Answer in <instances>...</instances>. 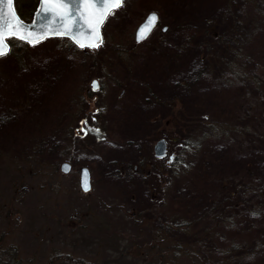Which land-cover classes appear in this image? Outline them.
Instances as JSON below:
<instances>
[{
  "label": "rangeland",
  "instance_id": "obj_1",
  "mask_svg": "<svg viewBox=\"0 0 264 264\" xmlns=\"http://www.w3.org/2000/svg\"><path fill=\"white\" fill-rule=\"evenodd\" d=\"M14 6L28 21L37 0H14ZM150 11L160 24L136 44L134 30ZM233 21L240 23L241 49L254 58L264 48V0H125L102 26L104 42L95 51L58 38L34 46L11 40L10 53L0 58V217L8 214L13 230L2 237L1 248L19 245L18 257L29 264H154L157 249L151 258L149 253L161 227L149 223L181 216L194 225L177 237L190 243V252L176 264L222 260L223 237L235 235L206 219L216 213V207L209 212L216 178L234 174L245 162L261 167V156L192 131L193 149L179 175L159 171L163 162L143 171L140 166L142 159L150 164L160 138L177 154L172 118L199 126L202 117L216 119L245 105L229 94L238 87L217 82L207 64L212 53L219 55L209 43ZM245 97L250 105L249 91ZM88 114H96L95 129ZM63 161L73 165L67 175L59 171ZM80 167L91 172L88 194L78 187ZM156 172L164 182L154 180ZM231 219L239 229L260 223L248 215L250 223ZM253 231L237 238L246 237L248 245L257 237ZM247 252L253 261L248 264H264L261 253Z\"/></svg>",
  "mask_w": 264,
  "mask_h": 264
},
{
  "label": "trees",
  "instance_id": "obj_2",
  "mask_svg": "<svg viewBox=\"0 0 264 264\" xmlns=\"http://www.w3.org/2000/svg\"><path fill=\"white\" fill-rule=\"evenodd\" d=\"M239 26L240 23L238 21L230 22L222 33L216 35L218 38H216V41L210 42L208 47H214L215 49L211 50L219 55L212 53V59L209 61L207 59L206 62L208 61L207 64L212 65V68L216 71L217 82L226 84L229 89L238 87V89L231 90L229 94L233 102L238 101L241 104L245 103V105L238 106L237 109L239 110L235 113L228 112V114L216 116V119L208 116L207 119L202 117L199 126L192 120L187 123L185 121L180 122L177 118H172V123L174 122L176 128L174 130L175 138L172 142L176 140L180 144V149L177 154L175 153L176 155H174L170 164L163 165L158 169L163 173L165 172L166 175L172 176H177L184 170L181 163L187 159V154L192 152L193 149V147H188L191 144L189 136L192 135V131H199V134L202 132L203 136L206 137L212 135L216 136V139L224 138L234 145L237 144L238 148L251 154L253 158L255 153L261 156V161L263 162L261 167H257L254 162H245L246 164L236 170L234 174L216 178V203L211 202L209 211L212 213L216 207V213L207 214L206 219L213 221V226L216 220V224L221 227H227L230 229V234L235 236L234 238L223 237L222 243L225 245L227 254L223 255V259H220L215 264L253 263L250 254L247 252L248 250L252 253H261L264 256V137L261 136V131L264 129V77L259 74L260 68L263 67L262 69L264 70V48H259L255 52L254 58L250 59L251 52L247 49L242 50L240 47L242 36L239 33ZM62 40L67 41L66 39ZM240 60L244 61L239 62ZM248 91L251 97L250 105L245 97ZM176 113L182 112L178 111ZM94 120H96V116L92 119L93 122H95ZM96 123H93V129H95V126L97 127ZM195 124L196 127L193 126ZM259 124L261 125L255 132L254 129ZM261 127L262 129L260 130ZM94 132L96 133L95 130ZM148 157L150 164L141 166L142 171L144 168L148 169L149 166L154 167L155 163H160L159 160L153 159L151 151ZM151 170L147 171L150 172ZM132 171L133 169L131 168ZM156 174L158 178L156 177L154 180L157 182V179L160 181L161 178L158 172ZM164 180L161 181L164 182ZM209 187L215 189L212 184H209ZM247 215L253 218L255 223H260L253 225L250 221L251 219H247ZM152 216H149V218L152 219ZM231 217H237L246 223H251L249 226L239 229V225L235 223L236 220L234 222L232 219L229 220ZM185 220L181 216H178L177 219L157 216V219L149 223L151 229L155 225L161 227L160 237L158 238L157 232L155 234L159 241L150 249L152 252L149 253L151 258L152 253L157 249L159 260L155 261L154 264H171V262L176 264L178 259L187 257L190 252V243L177 238L179 234H184L194 225V223L191 224V221ZM255 229L256 231H253ZM250 230L257 235L256 239H253L251 243L248 240V245L246 237L243 241H239L237 235L245 233L248 236L251 232ZM208 231L204 232L205 235H208ZM166 235H170L171 239L166 238ZM217 238H221V236L219 235ZM208 250H210L209 247ZM195 258V256L192 257V262H196ZM199 259H202V264H204L203 262L208 258L200 257Z\"/></svg>",
  "mask_w": 264,
  "mask_h": 264
},
{
  "label": "snow or ice",
  "instance_id": "obj_3",
  "mask_svg": "<svg viewBox=\"0 0 264 264\" xmlns=\"http://www.w3.org/2000/svg\"><path fill=\"white\" fill-rule=\"evenodd\" d=\"M125 0H37L38 5L43 6L42 12H54L56 9H61L57 11L52 17L44 16V20L50 24L59 23L64 31L60 28L55 30V35L63 37L68 32L73 31L72 28L68 27V22L80 12L79 8H76L75 12H70L67 9L70 5L83 4L85 6V11L93 10L92 15L96 16V23L102 24L105 19L110 15H114L115 10L121 8ZM14 0H0V58L5 57L11 51L10 41L15 38L23 43H32V41L24 37L25 32L30 34V26L24 24L18 15L13 11L9 15V11L12 9ZM48 5H53V7H48ZM59 17V21H57ZM80 19H85L84 13L80 12ZM158 17L155 13L150 14L145 23L141 25L137 32V41L146 39L151 30L156 26ZM35 23V21H34ZM93 31H97L94 27ZM47 35V33H44ZM78 34V33H77ZM97 39H99L97 37ZM37 43L39 41H36ZM34 46V45H33ZM90 47H99L98 43L93 42ZM79 47L84 48V44H80ZM97 87L96 82H93V90ZM83 131V129H82ZM87 190V189H86Z\"/></svg>",
  "mask_w": 264,
  "mask_h": 264
},
{
  "label": "water",
  "instance_id": "obj_4",
  "mask_svg": "<svg viewBox=\"0 0 264 264\" xmlns=\"http://www.w3.org/2000/svg\"><path fill=\"white\" fill-rule=\"evenodd\" d=\"M48 7H53V5H48ZM42 8H43V6L37 5L31 20L28 22H25L22 19H20L24 24L30 26V34H29V32H25L23 34L26 39L32 41V43H28V44H31V45L37 44L36 41L41 42L42 40H44L47 37H60V36H57L54 34L55 30L57 28H60L61 31H64V28L61 27V25L59 23L50 24L47 21H45L43 18L44 16L52 17L53 15L56 14L57 11H61V9H56L54 12H42ZM76 8H79L80 12L84 13L85 19H80L79 18L80 12H77L76 15L68 22V27L72 28L73 31L68 32L63 37L70 39L78 47L80 44H84L85 47L93 49V47H90L88 45H91L93 42L98 43L99 45L102 43V35H101L100 28H101V25L103 23L97 24L96 23V16L91 14L93 10L90 9L88 11H85V6L83 4L78 3L76 5H70L67 10L70 12H75ZM6 10L9 11V15H11L13 11L17 15V13L14 9V3H13L11 10H8V9H6ZM152 13H155V12L148 13L146 15V17L144 18V20L137 26V28L135 30V35H134V40L136 43H138V41H137L138 30L140 29L141 25H143L145 23L147 17ZM155 14L158 17V14L157 13H155ZM34 21H35V23H34ZM57 21H59V17H57ZM94 27L97 29V31H93ZM162 30L165 31L166 27H163ZM44 33H47V35H45ZM97 37L99 39H97ZM140 41H142V40H140ZM79 48H81V47H79ZM95 48H97V47H95ZM93 82H96V80H92V82L90 84L92 89H93ZM153 153L156 157H163L165 155L166 143H165L164 139H159L156 141V143L153 146ZM60 169L63 173H68L70 170V165L68 163H63L61 165ZM79 188L83 193H88L91 190L90 173L86 167H82L80 170Z\"/></svg>",
  "mask_w": 264,
  "mask_h": 264
},
{
  "label": "flooded vegetation",
  "instance_id": "obj_5",
  "mask_svg": "<svg viewBox=\"0 0 264 264\" xmlns=\"http://www.w3.org/2000/svg\"><path fill=\"white\" fill-rule=\"evenodd\" d=\"M158 26H159V24H158ZM87 116H88V119H90L91 114H88ZM162 161H164L166 163L168 162L166 158H163ZM63 162H67L70 165V170H69L68 173H63L60 170V166H61V163H60L59 164V171L63 175H67V174H69L71 172L73 165L70 162H68V161H63ZM142 163L146 164L147 160L146 159L145 160L142 159ZM141 169L142 168L140 166V170ZM91 181H92V179H91ZM11 222H12V220L8 217V214H7V216L4 215L3 217H0V224H1L0 227L2 228L0 230V241H4L2 239V237L8 235L13 230L12 227L10 228V226L12 224ZM17 233H18V235H21V231L17 230ZM18 246L19 245H17V244H10V246L4 250V249L1 248L2 245H0V264H29L27 259H22L21 257H18V254L20 252V247H18ZM20 246L22 247L21 243H20ZM53 261H54V259L51 260L50 262H47L46 264H54L55 262H53Z\"/></svg>",
  "mask_w": 264,
  "mask_h": 264
}]
</instances>
